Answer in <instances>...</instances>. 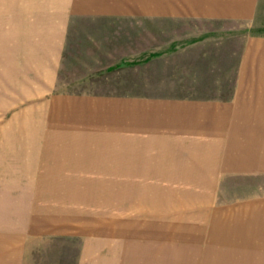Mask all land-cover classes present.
<instances>
[{
  "label": "rangeland",
  "instance_id": "rangeland-1",
  "mask_svg": "<svg viewBox=\"0 0 264 264\" xmlns=\"http://www.w3.org/2000/svg\"><path fill=\"white\" fill-rule=\"evenodd\" d=\"M142 13L69 17L68 38L61 50L52 51L55 56L26 55L24 33L0 25V264L236 263L211 243L227 244L235 234L207 233L201 215L228 217L250 205L263 207L264 178L252 184L244 174L224 171L220 185L194 184L214 179L202 176L206 169L200 167L187 177L191 157L183 152L171 153L176 159L171 165L165 162L180 168L174 180L166 177L167 168L158 173L151 168L153 178H146L141 168L116 177L112 170L72 166L81 164L72 151L85 149L87 139L68 130L100 136L96 130L105 125H91L105 123L93 113L109 109L121 115L135 106L68 105V99L169 96L234 108L240 96L243 104L258 102L259 95L250 100L247 92H264L237 88L239 81H264V0H258L253 22L240 29L234 22H172ZM191 39L201 40L145 65L106 71L116 62ZM251 44H259L258 51L247 56ZM16 53L21 54L11 55ZM77 111L83 113L78 123L68 117ZM178 139L184 144L192 138ZM198 139L202 146L214 137Z\"/></svg>",
  "mask_w": 264,
  "mask_h": 264
},
{
  "label": "crops",
  "instance_id": "crops-1",
  "mask_svg": "<svg viewBox=\"0 0 264 264\" xmlns=\"http://www.w3.org/2000/svg\"><path fill=\"white\" fill-rule=\"evenodd\" d=\"M257 8L258 0H1L0 25L3 24V29L13 27L16 31L24 33L23 40L29 41L27 47L30 50L24 49L26 53L23 54L55 56L56 53L52 51L61 50L66 43L68 18L72 16L121 15L124 11L130 13L136 9L137 12H143L142 14H154L158 19L170 18L172 22L174 19L234 22L238 23L240 29L253 22ZM200 40L191 39L179 46L172 43L164 50L150 51L140 54L138 58L116 62L108 66L106 71L145 65L153 59L157 60L168 53H175L180 50L179 48L191 46ZM15 44L16 42L11 46ZM258 45L251 44V52L249 51L250 54L247 56L253 51L257 52ZM36 50L42 52L36 53L34 52ZM18 54L21 53L11 55ZM243 65L244 63L240 68L242 74L247 70L243 69ZM243 83L239 81L237 88L264 89V81L255 84L250 81L246 82L247 84ZM246 94L250 95V100L254 94L259 95L260 97L256 99L258 102L248 103V100L243 104V97L240 96L234 102L233 108L222 101L208 104L204 101L197 102L195 99L184 100L183 97L169 96L127 102L104 97L94 102L87 100L90 99L88 96L77 97L75 100L68 99L66 100L68 105L95 103L135 106L134 109L127 107L131 110L124 111L121 115L114 114L109 109L107 113H93V119H103L105 123L91 125L94 129L105 125L104 130L101 128L96 130L100 136L93 135L88 130L85 133L90 135L82 134L81 130L74 132L68 130L69 135L79 137L82 135L88 144L83 150L72 151L76 154V160L81 163L72 166L75 170L108 169L112 170L116 177L120 176L118 175L120 172L131 175L132 170L141 168L145 170L143 177L146 178H153L151 168L158 169L156 173L167 168L166 177L174 180L178 177L176 169L180 168L167 166L165 162L171 165L176 160L172 154L183 152L190 153L191 157L192 165H187L189 169L184 168V165L182 167L186 169L184 174L187 177L190 175L193 177V170L190 169L200 167L206 169L202 176L214 179L191 183L220 185L224 177L222 175H225L224 171L244 174L249 180L253 179L252 184L261 183V179L264 178V92L250 91ZM72 111L69 109L68 112ZM68 114L69 119L77 123L83 117V113L79 114L78 111ZM208 136L214 137L213 142L211 144L203 142L201 146L198 138ZM180 137L192 139L187 143L177 144ZM150 153L154 156L151 157ZM155 177L161 182L167 180L165 176ZM259 206L263 207L250 205L244 210H235L228 217L201 215L205 216L207 223L204 231L207 233L235 234L233 237H227V244L218 245L214 241L211 242L221 252L219 255L223 254L228 260L234 259L236 261L234 264H264V202ZM182 229L180 228L177 233H182Z\"/></svg>",
  "mask_w": 264,
  "mask_h": 264
}]
</instances>
